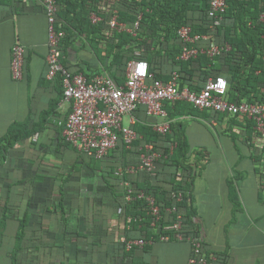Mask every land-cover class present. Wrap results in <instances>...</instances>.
I'll list each match as a JSON object with an SVG mask.
<instances>
[{
	"label": "crops",
	"instance_id": "crops-1",
	"mask_svg": "<svg viewBox=\"0 0 264 264\" xmlns=\"http://www.w3.org/2000/svg\"><path fill=\"white\" fill-rule=\"evenodd\" d=\"M93 4L69 0V10L57 17L58 26L68 30L61 42V64L88 78H118L122 63L135 60L145 46L153 51L154 39L141 46L135 31L129 32L133 25L123 23L134 50L116 58L113 49L122 42L109 24L112 4L96 3V13ZM16 44L25 49L19 81L10 73ZM48 48L40 0H0V139L11 126L34 130L0 161V264H120V238L128 223H122L123 187L108 171L124 161L123 155L112 150L103 161L95 160L66 142L63 126L70 104L62 102L61 76L46 78ZM198 112L177 109L174 120L183 125L188 145L193 220L203 248L207 254L227 256L228 264H264V140L255 130L253 135L244 118ZM150 120L169 123V128L174 123L168 112ZM147 247L134 254V264H187L191 254L185 241L157 240Z\"/></svg>",
	"mask_w": 264,
	"mask_h": 264
},
{
	"label": "trees",
	"instance_id": "trees-1",
	"mask_svg": "<svg viewBox=\"0 0 264 264\" xmlns=\"http://www.w3.org/2000/svg\"><path fill=\"white\" fill-rule=\"evenodd\" d=\"M86 1L94 3L91 5V10L94 13L97 9L96 3L112 4L111 17L115 11L117 21L125 23L129 27L141 14L139 26L134 36L138 35L141 39V46L154 39L153 51H149L145 46L141 55L135 56V60H142L147 63L151 75L149 81L167 82L171 79L172 73H175L180 90L185 88L189 91L199 92L208 78L222 77L227 83L225 98L228 101L236 103L264 101V22L260 21V15L264 14V0L259 2L258 0H226L227 9L223 22L213 34L209 31L208 0ZM56 3L60 7L58 14L60 18V14L69 10L67 9L69 0H56ZM82 6H84V1ZM84 22L88 23V20L85 18ZM58 23L60 22L58 21ZM182 27L190 29L191 37L199 36L197 42L188 44L189 47H194L199 52L196 57L186 61L179 58L185 46L178 35V31ZM61 28L67 33L66 28L63 26ZM125 33H114V36L122 42L116 47L118 51L116 48L113 49V55L118 59L122 58L119 56H123L124 51L133 53L134 50V45L128 44L132 35ZM203 36L206 38H201ZM212 45L218 48L219 53L209 56L207 51ZM122 64L121 76L118 78L114 75L109 76L117 84L124 81L127 62ZM166 64H171V70L168 73L166 71L163 73L162 68ZM163 107L167 110L168 118L171 120L178 116L175 113L177 109H187L188 114L199 113L192 105L183 101L165 102ZM132 115L136 119V123L131 128L142 138L133 142L132 150L126 149L122 141L118 143L114 150L120 149L124 161L119 164H111L108 176L118 186L119 183L128 181L136 191H142L146 196H152L160 206L161 219L154 227H151L152 220L147 215L148 204L146 200L143 198L126 204L124 203L126 190L122 188L119 196L124 208L122 223L125 225L128 223V230L125 226V238L143 240L145 244L141 247L132 246L131 249L126 250L125 245L120 242L123 250L120 264H134L132 262L134 254L137 251L144 253L148 248L147 243L160 240L161 235L168 234L169 241H176L173 237V231L163 230L175 218V214L165 212L166 208L176 207L178 213L181 214L182 228L180 232L185 237L190 236L202 242L193 220L195 214L192 208L191 187L194 172L193 168L186 163L189 150L183 125L174 120L170 126L171 133L160 135L152 129L151 116L146 114L145 106L138 105ZM248 123L254 135L253 123L251 121ZM27 129L26 126L19 125L11 126L8 129L7 133L0 139V161L6 157L18 140L31 137L34 130ZM144 144H151L154 151L161 155L154 171H141L135 175L124 174L123 177L114 176V171L118 165L137 166L139 164V156L143 152V148L139 149L138 147H143ZM173 144L176 146L170 151ZM128 154H131L132 161L127 160ZM179 168L182 178L180 181H176ZM172 192L183 193V198L179 203H175L171 197ZM128 219L130 222H127ZM214 255L218 256L217 264H228L227 256L218 253Z\"/></svg>",
	"mask_w": 264,
	"mask_h": 264
},
{
	"label": "built area",
	"instance_id": "built-area-1",
	"mask_svg": "<svg viewBox=\"0 0 264 264\" xmlns=\"http://www.w3.org/2000/svg\"><path fill=\"white\" fill-rule=\"evenodd\" d=\"M48 25V53L46 55V78L51 80L56 75H60L63 82L62 102L70 104V111L67 114L64 126L63 137L79 153L95 160H103L109 152L114 150L120 141L126 148L130 149L133 142L138 139L137 133L130 127L134 124L132 113L138 105L145 106L146 114L151 117L164 118L167 112L164 109L165 102L183 101L192 105L200 111H209L216 114L236 116L251 121L253 128L259 137L264 140V101L262 102H231L225 98L227 87L221 91L218 79L226 80L222 77L208 78L203 88L199 92L179 89L177 75L172 73V77L167 82L151 80L148 65L142 60H132L127 63L124 82L118 85L108 75H96L86 77L81 73H71L61 64L62 51L61 40L65 32L58 26L59 6L56 0H40ZM209 31L214 33L223 22L227 9L226 0H208ZM141 14L133 23L130 33L137 30ZM92 21H97L96 16H92ZM260 21L264 22V14L260 15ZM112 29L118 32H126V25L117 21V14L114 12L110 22ZM179 38L185 46L179 58L186 61L196 57L199 52L188 44H193L199 40V36H190V29L182 27L178 31ZM205 39L206 37H201ZM200 38V39H201ZM202 51V50H201ZM218 48L214 45L207 51L209 56L218 54ZM25 49L16 44L11 50L10 73L15 81H19L24 75ZM145 72H139L138 68H144ZM227 85V83H226ZM129 117L128 124L123 121ZM152 129L160 135L170 133L169 123L153 124ZM176 146L171 145L170 151ZM143 152L139 156V164L127 165L116 169V176L135 175L138 172H153L157 161L161 155L154 151L151 144L143 145ZM141 148V149H142ZM176 179L180 180V169ZM126 190L124 193V203L128 204L135 200L145 199L148 204L147 215L151 217V227H154L161 219L160 206L152 196H146L142 191H136L128 181L120 183ZM171 197L175 203H179L183 198L182 192H172ZM165 212L175 214L170 225L164 227V231H173L176 241H185L191 247V254L187 264H217L215 255L206 254L202 242L190 236L185 237L182 232V216L176 207L166 208ZM127 222H130L128 219ZM169 235L160 236V241H169ZM120 242L129 250L132 246H143V240H128L123 236ZM151 242H148L149 244Z\"/></svg>",
	"mask_w": 264,
	"mask_h": 264
},
{
	"label": "clouds",
	"instance_id": "clouds-1",
	"mask_svg": "<svg viewBox=\"0 0 264 264\" xmlns=\"http://www.w3.org/2000/svg\"><path fill=\"white\" fill-rule=\"evenodd\" d=\"M145 70L146 66L144 68H138L139 72H145ZM218 85L221 91H223L227 87L226 82L222 79H218Z\"/></svg>",
	"mask_w": 264,
	"mask_h": 264
},
{
	"label": "rangeland",
	"instance_id": "rangeland-1",
	"mask_svg": "<svg viewBox=\"0 0 264 264\" xmlns=\"http://www.w3.org/2000/svg\"><path fill=\"white\" fill-rule=\"evenodd\" d=\"M206 112H207V111H206ZM123 123H124V125H126V119H124Z\"/></svg>",
	"mask_w": 264,
	"mask_h": 264
}]
</instances>
